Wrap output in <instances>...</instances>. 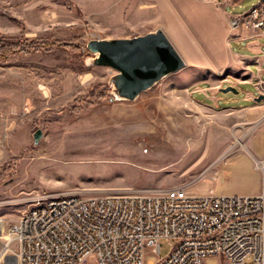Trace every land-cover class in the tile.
Listing matches in <instances>:
<instances>
[{
    "label": "rangeland",
    "instance_id": "374dc122",
    "mask_svg": "<svg viewBox=\"0 0 264 264\" xmlns=\"http://www.w3.org/2000/svg\"><path fill=\"white\" fill-rule=\"evenodd\" d=\"M228 1L176 0L170 27L168 0H0L5 227L41 198L60 194L181 185L195 195L207 194L211 185L241 195L264 191V100L243 99L259 94L248 84V62L232 50L248 48L230 41L231 17L230 36H222L212 11L241 15L263 0L221 4ZM156 29L168 35L186 66L136 101H112L109 81L116 71L89 65L88 42ZM229 86L238 93L220 91ZM170 252L171 242L162 240L160 255L147 260L156 263ZM84 264L97 261L90 256Z\"/></svg>",
    "mask_w": 264,
    "mask_h": 264
},
{
    "label": "built area",
    "instance_id": "2783aa9c",
    "mask_svg": "<svg viewBox=\"0 0 264 264\" xmlns=\"http://www.w3.org/2000/svg\"><path fill=\"white\" fill-rule=\"evenodd\" d=\"M232 34L264 37V0L231 16ZM5 227L0 264H264V191L256 196L190 194L189 186L134 193L41 198ZM171 252L158 262L161 241Z\"/></svg>",
    "mask_w": 264,
    "mask_h": 264
},
{
    "label": "water",
    "instance_id": "95a60500",
    "mask_svg": "<svg viewBox=\"0 0 264 264\" xmlns=\"http://www.w3.org/2000/svg\"><path fill=\"white\" fill-rule=\"evenodd\" d=\"M87 48L94 55L89 58V65L116 71L109 81L114 96L112 101H136L142 93L186 66V61L162 29L132 38L91 40ZM220 91L238 93L232 86ZM263 100L262 94L256 98L257 102ZM41 137L42 131L38 130L34 134L35 142Z\"/></svg>",
    "mask_w": 264,
    "mask_h": 264
},
{
    "label": "crops",
    "instance_id": "0c3cea01",
    "mask_svg": "<svg viewBox=\"0 0 264 264\" xmlns=\"http://www.w3.org/2000/svg\"><path fill=\"white\" fill-rule=\"evenodd\" d=\"M169 1V9H168V21L170 27L173 25V15L171 10L175 7L176 0H168ZM240 0H230L228 2L221 3L223 6H226L229 3L236 4ZM213 13L219 17L222 23V36L225 35L228 37L230 36L229 30H228V18L231 16H228L225 14L224 10L222 8L220 9H212ZM192 16V14H191ZM172 32V31H171ZM234 40L237 45L241 48H248V51L246 52H235L232 49V54L240 60H244L248 62V74L250 76V79L248 81V84H253L255 86L256 91L258 94H264V50H263V43L262 40H264V37H252L251 34L245 30H240L237 33H234L230 37V41ZM246 85V84H245ZM262 85V88H259L258 86ZM222 89V88H221ZM219 100H222L221 98L217 97ZM244 100H251L256 99V97L252 93H246L243 96ZM210 190H213L217 194L221 195H241V194H233L230 193L229 187H217L215 188L214 185H211ZM209 190V191H210ZM263 190L258 191L252 195H243V196H256L259 195Z\"/></svg>",
    "mask_w": 264,
    "mask_h": 264
},
{
    "label": "bare ground",
    "instance_id": "6f19581e",
    "mask_svg": "<svg viewBox=\"0 0 264 264\" xmlns=\"http://www.w3.org/2000/svg\"><path fill=\"white\" fill-rule=\"evenodd\" d=\"M36 212H38V205H35L31 209L27 210V213H36ZM0 218L2 217L0 216Z\"/></svg>",
    "mask_w": 264,
    "mask_h": 264
}]
</instances>
